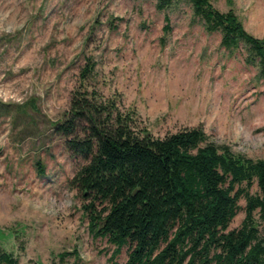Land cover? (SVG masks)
Returning <instances> with one entry per match:
<instances>
[{"label": "rangeland", "instance_id": "1", "mask_svg": "<svg viewBox=\"0 0 264 264\" xmlns=\"http://www.w3.org/2000/svg\"><path fill=\"white\" fill-rule=\"evenodd\" d=\"M211 1L264 40V0ZM157 4L0 0V254L15 264L126 263V250L113 260L91 224L104 206L87 210L90 200L72 185L85 161L57 126L78 90L113 104L136 131L163 138L202 128L210 143L264 159L259 59L245 43L222 47L186 2ZM239 205L231 230L245 219V199Z\"/></svg>", "mask_w": 264, "mask_h": 264}, {"label": "trees", "instance_id": "2", "mask_svg": "<svg viewBox=\"0 0 264 264\" xmlns=\"http://www.w3.org/2000/svg\"><path fill=\"white\" fill-rule=\"evenodd\" d=\"M179 2L192 7L208 33L221 34L225 49L247 44L264 79V40L249 34L234 12H221L211 0H158L157 8ZM92 96L76 91L57 130L85 161L72 185L90 200L87 210L104 206L91 224L114 247L113 260L126 250L125 264H264V229L256 221L258 215L264 224V159L218 147L202 128L163 138L136 131L113 104ZM242 199L245 219L231 230ZM0 264L15 259L2 253Z\"/></svg>", "mask_w": 264, "mask_h": 264}]
</instances>
